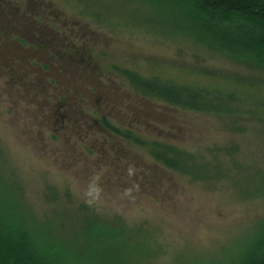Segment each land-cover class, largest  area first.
Segmentation results:
<instances>
[{
  "label": "rangeland",
  "instance_id": "374dc122",
  "mask_svg": "<svg viewBox=\"0 0 264 264\" xmlns=\"http://www.w3.org/2000/svg\"><path fill=\"white\" fill-rule=\"evenodd\" d=\"M0 2V31L26 41L0 44V175L24 205L63 222L59 238L79 233L103 264H246L264 220V116L184 109L136 93L128 78L264 93V69L213 47L190 0ZM103 119L179 146L205 175L159 165Z\"/></svg>",
  "mask_w": 264,
  "mask_h": 264
},
{
  "label": "trees",
  "instance_id": "16d2710c",
  "mask_svg": "<svg viewBox=\"0 0 264 264\" xmlns=\"http://www.w3.org/2000/svg\"><path fill=\"white\" fill-rule=\"evenodd\" d=\"M190 1L204 16L203 27L216 41V46L212 44L213 47L220 49V45H223L228 51H224L225 53L242 58L250 66L264 69V0ZM27 16L30 17L31 14L28 13ZM0 17H4L1 8ZM11 24L13 26L9 25V31L16 29L17 21H12ZM8 35L0 31V37L3 36L0 44L7 40L15 45L26 44L25 40ZM247 45L249 49H253L251 53H244L243 50L242 53L235 51V48ZM39 46H43V43ZM71 55L75 56V53ZM78 55L81 56V54ZM29 64L32 65V62ZM41 67L49 69L46 64ZM129 73L134 77L128 78L131 86L137 91L136 93L145 97L154 96L178 107L208 114L241 116L243 113L249 116L253 112L256 117L264 116V108H262L264 93L255 92L253 88L244 87L243 89L249 90L241 92H238L237 88H232L224 93L208 87L179 86L155 79L145 80L136 72ZM253 85L250 83L247 87ZM66 97L58 96V99L62 104L70 103ZM246 97L253 102L254 107L236 108L239 106V101L245 100ZM69 109L67 115L69 112H74L75 107L71 106ZM99 126L110 135L122 140L126 146L137 147L141 151L142 147H147L150 157L165 168L182 175H189L193 179H201L205 175L206 168L197 163L191 153L177 145L160 140H147L140 137L133 129L121 130L111 125L106 119H103ZM260 182L259 189L261 188L262 191H259L257 195L264 197V175ZM71 213L64 212L69 216L76 214V212ZM86 217L87 215L84 216ZM95 220L94 224L101 222L100 218L95 217ZM63 229L65 230L63 222L53 223L49 216L38 219L31 209L24 205L17 185L6 184L0 175V264H103L100 255L94 254L88 246H85L84 239L78 236L79 233H74L71 239L59 238V233ZM246 264H264V220L262 236L252 246Z\"/></svg>",
  "mask_w": 264,
  "mask_h": 264
},
{
  "label": "flooded vegetation",
  "instance_id": "af4514ba",
  "mask_svg": "<svg viewBox=\"0 0 264 264\" xmlns=\"http://www.w3.org/2000/svg\"><path fill=\"white\" fill-rule=\"evenodd\" d=\"M79 51H80V50H79ZM74 52H75V51H74ZM74 52H72V53H74ZM82 56H83V55H82ZM81 59H82V58H81ZM49 84H51V85H52V82L50 81V82H49Z\"/></svg>",
  "mask_w": 264,
  "mask_h": 264
}]
</instances>
